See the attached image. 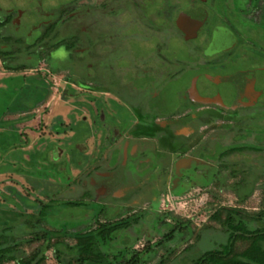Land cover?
Instances as JSON below:
<instances>
[{
  "label": "flooded vegetation",
  "instance_id": "obj_1",
  "mask_svg": "<svg viewBox=\"0 0 264 264\" xmlns=\"http://www.w3.org/2000/svg\"><path fill=\"white\" fill-rule=\"evenodd\" d=\"M189 1L77 0L74 10L34 28L41 33L25 51L23 37L14 47L4 42L22 29L21 13L0 9V62L24 68L10 74L60 77L61 101L88 114L75 123L58 115L50 127L76 135L83 123L81 143L92 142L86 153L75 145L86 159L70 172L64 200L82 197L126 216L108 223L149 217L164 225L169 203L192 202L196 192L217 199L218 192L241 205L229 208L239 211L238 220L245 203H260L246 228L264 233V43L233 23L264 31V0ZM180 46L203 62L180 58ZM235 60L244 64L230 67ZM46 87L45 98L19 109L43 104Z\"/></svg>",
  "mask_w": 264,
  "mask_h": 264
},
{
  "label": "rangeland",
  "instance_id": "obj_2",
  "mask_svg": "<svg viewBox=\"0 0 264 264\" xmlns=\"http://www.w3.org/2000/svg\"><path fill=\"white\" fill-rule=\"evenodd\" d=\"M180 2L187 5L190 1ZM76 7L77 0H0V9L13 10L16 13L18 11L22 15L19 18L22 29H14L13 36L6 38L4 42L7 41L6 44L13 46L15 45L13 39L23 37L24 40L21 38L19 41V47L25 51V43L35 42L41 33L34 28L41 26L44 20L54 22L58 20L62 9L74 10ZM233 23L245 38H253L264 43V31L253 30L239 22L237 18ZM197 45L202 47L201 44ZM241 53V49H238L235 56H240ZM179 56L187 62L193 61L196 64L203 62L199 54L189 55L181 46ZM22 62L23 59L20 57L19 63ZM242 64H244L242 60H235L229 66L234 68ZM41 68L45 69V66L41 65ZM203 70V66H198L196 72ZM45 74L46 71L43 70L41 75L30 74L28 75L30 78L24 80L17 74H10L0 62V126L8 124L0 128V133H11L16 129L24 147V150L19 147L8 154L3 144H0V235L8 240L12 236L15 237L17 242L21 243L20 250L25 258L32 257L47 245L45 240L28 244L25 242L47 233L53 238L50 242L51 249L45 252V264H78L76 237L96 229L100 223H108L126 216H117L116 208L93 203L82 197L73 199L77 205H70L71 201H66L60 196L69 183L67 178L71 177L70 172L76 174V166L78 163L83 164L86 159L77 152L76 143L79 142V150L86 153L91 151L92 142L90 138H86V142L81 143L87 131L83 123L78 125L77 131L75 130L76 135L69 132L63 136L62 131L58 130L60 126L50 128L58 115H62L64 120H67V115L74 116L75 123L88 114L74 110L72 100L63 103L61 95L65 83L60 77ZM192 74L193 72H190L188 77ZM36 80L43 81L49 87V97L32 111L16 114L15 111L21 106L33 104L40 97L38 88L35 87ZM186 81L187 78L180 81L179 89L184 87ZM29 116L31 118L27 119ZM25 142H28V146L24 145ZM8 188L17 190L18 194L13 192V195ZM215 194L218 198L211 199L204 193L196 192L192 202L185 199L174 203L173 206L170 204L163 207V211L166 212L162 215L164 225H158L156 220L148 217L147 223L139 222L133 224L127 232L117 233L112 241L99 246L100 253L106 257L102 264L119 262L124 264L129 254L135 252L140 253L141 264H160L162 260L165 261L164 264H196L205 253L224 247L229 236L226 227L221 223L227 217L224 209L238 208L241 205L235 202L232 195H221L218 192ZM244 205L247 209L244 217L248 220L254 213L253 209L259 208L261 204ZM44 206L47 208L41 212ZM218 211L220 220H213V215ZM177 223H182L187 228L176 234L172 241L156 247ZM246 230L250 229L242 228L240 231L244 233ZM147 240L152 241L151 245H155L151 252L145 251ZM248 246V242L240 240L235 251L241 253ZM261 247L264 250V242L261 243Z\"/></svg>",
  "mask_w": 264,
  "mask_h": 264
},
{
  "label": "trees",
  "instance_id": "obj_3",
  "mask_svg": "<svg viewBox=\"0 0 264 264\" xmlns=\"http://www.w3.org/2000/svg\"><path fill=\"white\" fill-rule=\"evenodd\" d=\"M2 24L0 23V28ZM1 39V34H0ZM2 52L0 48V58H2ZM5 69L7 71H21L24 69L12 68L10 65L5 64ZM24 80L28 78L21 76ZM36 88L40 93L39 99L45 98L48 94V90L43 81L36 80ZM38 106V105H37ZM25 112L24 108L17 109L15 113ZM5 125H8L7 123ZM4 125V126H5ZM0 126V128L4 127ZM19 141V142H18ZM18 142V146H17ZM19 143L21 144L19 146ZM0 144H3L5 151L9 152L20 147L23 150V143L21 141V136L18 134V131L14 129L11 133H0ZM25 146H28V142H25ZM1 149V146H0ZM6 153V152H4ZM10 193H13L12 188H8ZM15 193V192H14ZM70 205H77L76 203H69ZM46 206L43 207V212L46 210ZM227 217L224 221H221L222 225L226 227V232L229 234L228 242L224 247H221L218 250L210 251L205 253L196 264H264V250L261 247V243L264 242V233H256L250 230L242 233L240 230L246 228V218L240 216L242 220H238L239 211L236 209H224ZM213 220H220V211L216 212L213 215ZM140 218H133L130 220H122L116 223H107V224H98V227L85 235H78L76 237L77 244L75 248L78 251V264H88L96 263L102 264L106 257H104L100 251V244L107 243L113 240L114 233L125 232L133 224H139ZM253 218H249L248 221L251 222ZM185 228L182 223H177L176 227L171 231L166 233L161 241L157 243L156 247L161 246L167 241H172L176 234L182 232ZM53 237L48 235L38 236L31 241H26L25 243L36 242L39 240H45L47 243L45 249L34 254L32 257L23 256L22 251L20 250L21 243L17 242L15 237H10L4 239L3 235H0V264L8 263H17V264H45L46 256L45 252L51 249L50 242ZM245 241L249 243L247 249L241 253L235 251L238 241ZM152 241H148L145 251L151 252L155 245H151ZM154 246V247H153ZM142 258L140 253L129 254L126 262L124 264H141ZM165 261L162 260L160 264H164ZM121 264V263H118Z\"/></svg>",
  "mask_w": 264,
  "mask_h": 264
},
{
  "label": "water",
  "instance_id": "obj_4",
  "mask_svg": "<svg viewBox=\"0 0 264 264\" xmlns=\"http://www.w3.org/2000/svg\"><path fill=\"white\" fill-rule=\"evenodd\" d=\"M197 81H199V80H197ZM196 82H195L196 85L193 86V89H195V90L197 89V88H195V87H197V83ZM197 92H199V91H197ZM196 94H198V93H196Z\"/></svg>",
  "mask_w": 264,
  "mask_h": 264
},
{
  "label": "built area",
  "instance_id": "obj_5",
  "mask_svg": "<svg viewBox=\"0 0 264 264\" xmlns=\"http://www.w3.org/2000/svg\"><path fill=\"white\" fill-rule=\"evenodd\" d=\"M170 204L173 206L174 203H169V205H170Z\"/></svg>",
  "mask_w": 264,
  "mask_h": 264
}]
</instances>
